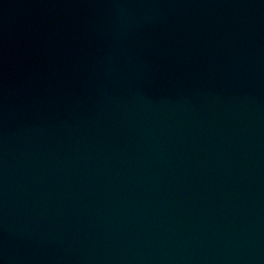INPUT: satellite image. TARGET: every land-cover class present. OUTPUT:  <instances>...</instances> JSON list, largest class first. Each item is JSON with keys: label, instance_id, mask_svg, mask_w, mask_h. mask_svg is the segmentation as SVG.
Segmentation results:
<instances>
[{"label": "water", "instance_id": "95a60500", "mask_svg": "<svg viewBox=\"0 0 264 264\" xmlns=\"http://www.w3.org/2000/svg\"><path fill=\"white\" fill-rule=\"evenodd\" d=\"M0 264H264V0H0Z\"/></svg>", "mask_w": 264, "mask_h": 264}]
</instances>
